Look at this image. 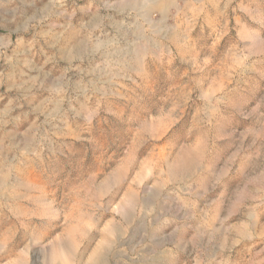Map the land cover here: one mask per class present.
Instances as JSON below:
<instances>
[{
	"label": "rangeland",
	"instance_id": "1",
	"mask_svg": "<svg viewBox=\"0 0 264 264\" xmlns=\"http://www.w3.org/2000/svg\"><path fill=\"white\" fill-rule=\"evenodd\" d=\"M0 264H264V0H0Z\"/></svg>",
	"mask_w": 264,
	"mask_h": 264
},
{
	"label": "bare ground",
	"instance_id": "2",
	"mask_svg": "<svg viewBox=\"0 0 264 264\" xmlns=\"http://www.w3.org/2000/svg\"><path fill=\"white\" fill-rule=\"evenodd\" d=\"M165 3V0H156V6H162Z\"/></svg>",
	"mask_w": 264,
	"mask_h": 264
}]
</instances>
